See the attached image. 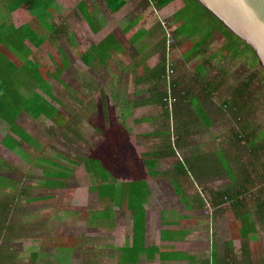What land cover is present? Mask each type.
Instances as JSON below:
<instances>
[{
	"label": "rangeland",
	"instance_id": "obj_1",
	"mask_svg": "<svg viewBox=\"0 0 264 264\" xmlns=\"http://www.w3.org/2000/svg\"><path fill=\"white\" fill-rule=\"evenodd\" d=\"M188 1L192 7L185 16L193 15L194 23L191 26H197L196 31H201L200 38L193 43H196V46H204L205 41L209 39L205 27L209 31L212 30L211 33L218 30L222 36L217 34L216 44L199 58L201 64L209 62L205 69L177 67L174 54L171 56L176 66L173 78L179 86L176 88V94L187 92V95L181 94L183 99L178 96L176 102L175 88L169 91L165 85L164 91L166 94L171 93L172 101L168 127L166 123L156 121L146 129L136 130L137 133H151L170 129L173 131L171 142L176 147L179 141L177 135L184 136L185 127L191 132L183 140L188 146L184 151H180L176 157L161 160L158 164L159 171H163L165 176L155 177L150 182V218L158 225L160 212L166 211L162 217L180 221L187 230L194 229L197 224L204 225L203 227H208L204 229L209 230L213 225L215 231L217 230L216 234H221L219 238L224 244L233 238V232L229 233L228 228L240 222L237 208L233 204L236 201L234 197L240 196L243 201V207H239L240 211L243 209L252 213L255 222L260 225L262 236V244L249 247V250L252 258L262 260L264 264V215L263 219H259L256 207V197L261 191L262 203L264 202V68L248 45L195 0ZM73 7L71 4L68 8L59 4L54 12V20L52 16L49 18V22L53 23L59 32L55 37L49 36L43 47L31 46L34 52L31 59L48 65L52 72H56L58 67L66 66L70 43L68 34L65 33L67 27L70 28L68 17L72 16L71 11L75 9ZM8 19L15 27H21L31 21L32 17L24 10L11 15L5 0H0V23ZM164 23L166 22L162 25ZM189 26L187 31H190ZM194 51L193 48L189 53ZM226 52L230 53V56L224 59L222 56ZM66 68L59 79L51 77L48 83L56 99L63 103V106H59L49 99L68 117L70 126L67 131L47 118L35 121L22 113L16 124L29 134L32 140L26 141L14 136L19 141L10 148L5 143L9 138L10 125L0 118V176L9 179L13 185L18 184L14 190L8 186H0V220L3 222L0 221V229L7 233L6 227H15L13 234L7 236L10 240L6 236L0 238V249L16 255L17 264H118L117 246L125 241V235L130 232L131 214L112 206L108 216H99L98 223L115 227V232L96 229V222H85L92 217L91 211L98 213L101 212L99 210H104L92 190L97 181L84 163L105 141L95 125L103 126L107 131L123 127L126 132V147L141 158L153 150H165L167 146L164 143L168 137L163 139L136 136L137 133L133 129L135 124L121 120L120 110L108 105L106 109L103 102L91 105L90 109L95 108L93 110H84L70 90L76 89L82 99L87 98H83L85 95L81 93V84L74 81L82 68L71 67L70 71ZM198 73L205 74V80L214 85L211 90L216 91L214 102L209 97L200 99V104L195 99H188L190 96L201 98L205 93L198 86ZM106 90L108 92L109 87H106ZM92 98L91 95L86 100ZM232 105L239 110L230 113L228 107ZM155 110L158 112L160 109L156 107L150 113H157ZM88 113L91 118L86 116ZM203 113L208 116L211 124L204 122L201 117ZM240 132L244 137L242 142L237 138V133ZM213 146L222 149L219 153L216 152L222 161L224 159L221 153L228 156L227 171L221 170V175L217 178H211L208 174L202 180L192 175L173 177L178 173L176 168L189 157L194 161L199 158L205 171L219 167L217 160V163L214 159L205 160L207 156H211L210 149ZM124 161L127 167L128 159L125 157ZM51 162L73 172V178L67 182V188H55L46 184L42 166L47 167ZM127 169L129 170V167ZM124 171L123 176H119L120 180L131 179L127 170ZM243 185L247 186L245 190L241 189ZM227 188H230L231 200H216L210 195V190ZM24 190L27 194L22 193ZM218 201L219 203H216ZM5 205H12V211L6 210L8 220L4 224L2 215L6 209ZM83 212H87L86 217ZM246 226L252 227L249 223ZM188 235L190 242L185 248L196 250L209 244L206 233L196 235L194 232ZM197 236L199 238H196ZM221 251L224 250L221 248ZM241 251L242 248L238 249V253Z\"/></svg>",
	"mask_w": 264,
	"mask_h": 264
},
{
	"label": "crops",
	"instance_id": "obj_2",
	"mask_svg": "<svg viewBox=\"0 0 264 264\" xmlns=\"http://www.w3.org/2000/svg\"><path fill=\"white\" fill-rule=\"evenodd\" d=\"M59 4L67 8L71 4L75 8L71 11L72 16L68 17L70 28L67 27L65 33L66 35L68 34L67 39L70 43L65 67H67V71H70L72 69L71 67L82 68L80 73L76 75L77 79H74V81L81 84V93L85 95L83 98H88L91 95L93 98L90 100H86L87 98L82 99L76 89L72 90L70 88V90L76 96L79 103L83 104L81 105L86 111L90 109L91 105H95L97 102H103L106 109L109 106L120 110L122 114L120 119L127 120L128 122L132 121L135 124L133 128L135 132L137 129L143 130L152 126V123L156 121L158 123L164 122L168 127L169 115L165 107L161 104V97L164 95V90L166 89V81L163 78L164 67H167V62L171 56L174 54L177 67H200L198 70L205 69L208 67L209 62L201 64L199 63V58L209 51L210 47L216 44L218 40H215L218 37L217 34L222 36L218 30H214L211 33L212 30L209 31L205 27L209 39L205 41L204 46H196V43H193V41L200 38L201 31H196L197 26H191L194 23L193 15L188 14V16H185L187 11L192 7V4L188 0H175L165 7L158 5L156 0H126V4L117 12H112L107 0H53L51 14L53 20L54 12L57 11ZM163 22H166L169 30L173 32L174 44L169 56L167 54L168 35L162 25ZM51 24L54 25L53 23ZM188 26L190 31L186 29ZM193 48L195 51L190 54L189 50H193ZM229 56L230 53L226 52L222 57L225 59ZM73 73H75V70H73ZM204 75L201 73L196 75L198 86L205 92L204 95H201V98L196 96H190L188 98L190 100L195 99L198 104L202 100H205L206 97H209L214 102L216 91H211L214 85L208 83L205 77H203ZM106 87H109L108 92ZM156 107L161 112L160 110L158 112L155 110L157 113L151 114L150 112ZM93 109L95 108H91L90 110ZM86 116L91 118L89 113ZM201 117L204 122L211 124L206 114L203 113ZM101 127L103 128V126ZM186 128H184L183 132L184 139L191 134ZM109 132H112V130ZM170 133V129H167L151 133H144L142 131V133L135 135L163 137L164 139ZM187 147V143L182 142L177 148V154L180 151H184ZM127 150L132 153L131 149L127 148ZM155 151L157 150L145 153L143 157L146 158L147 155ZM210 151L212 154L209 158L218 160L219 157L216 152L219 153L222 149H219L218 146H213ZM134 156L137 160L143 159L140 156ZM165 159L167 158L162 159V161ZM150 160L156 162V168L153 170L154 173L152 172L153 176H148L146 180L148 187H150V182L155 177L165 176L163 175V171H159L158 169V164L161 160L157 161L156 158L152 157ZM188 160H190V157ZM199 166V168L197 167L198 172L196 177L201 178V180L208 174L211 175V178L213 176L217 178L221 175L218 169L212 168V171H205L206 169H203L204 165ZM127 167H129V170ZM127 167L125 165L123 170H118L115 174L117 176L115 180L117 187L135 181L130 162L127 164ZM124 170H127V173L131 175V179L126 181L120 180L119 176H123L122 173L125 172ZM206 172L208 173L206 174ZM177 174L173 177H176ZM72 178L73 176L69 179ZM69 179L62 181L64 186H60V188H67ZM92 190L96 193L99 204L104 206V210H99L101 212L98 213L91 211V215L93 214L92 216L95 218L90 217L85 221L86 223L96 222L95 224H98L95 227L96 229L115 232V227L102 223L99 224V216H108L112 206L118 208L120 211L122 210L131 214L130 232L125 235V241L117 246V251L119 252L117 258L118 264H228L225 261H229L231 264H250L249 259H244L243 250L241 253H238V249L240 250L243 244L246 243L248 251L251 252L249 247L252 248L257 244H262L260 225L255 223L252 227L249 226V230L255 229L256 232L250 233L248 237L242 236L240 230L243 231L247 226H243L240 219L239 224L228 228L229 233L233 232V238L228 239L224 244L219 238L221 234H216L217 230L215 231L213 225L209 230H205L204 228L208 229V227H203L204 225L199 224L194 229L187 230L185 226L180 224V221H171L167 217H162L166 211L160 212L161 217L159 218L158 225H155L154 220L150 218L149 207L151 200L149 198L145 206L146 230L142 243L143 252L135 260L133 256L127 257L129 255H126L124 251L125 248L133 247V212L128 210L126 203L121 204L120 202V204H113L108 201L101 202L99 200L97 185L92 186ZM222 190H210V195L214 199V196L216 197L220 192L224 191ZM259 200H262V191L256 197V201ZM86 213L83 212V215L85 216ZM241 213H248V215L252 216V213L246 210H243ZM238 215H240L239 212ZM154 229L156 232H154ZM178 232H182V234H178ZM194 232L196 235L208 234L207 241L209 244L205 248L200 247L196 250L185 248L188 242H190L188 240L190 235L188 234ZM118 234L119 231L116 232V235ZM196 238L199 237L197 236ZM221 248L224 250L223 252ZM226 253L229 255L227 258H225Z\"/></svg>",
	"mask_w": 264,
	"mask_h": 264
},
{
	"label": "trees",
	"instance_id": "obj_3",
	"mask_svg": "<svg viewBox=\"0 0 264 264\" xmlns=\"http://www.w3.org/2000/svg\"><path fill=\"white\" fill-rule=\"evenodd\" d=\"M156 1L158 5L165 7L175 0ZM107 2L112 12H117L126 4V0H107ZM6 6L10 14L24 10L30 13L32 17L31 21L25 23L21 27H15L10 19L0 23V118L10 125L9 138L5 143L10 148H13V144L19 141V139L15 138L16 136L22 140H32L30 135L16 124L18 117L22 113L35 121L47 118L64 131L68 130L70 121L57 106H63V103L56 99L48 83V79L51 77L59 79L65 67H58L56 72H52L53 70L48 65H42L38 61L31 59L34 55L32 47H43L49 36L54 35L55 37L59 32V29L48 21L52 16L53 0H6ZM165 68L166 67H164V74ZM178 87L177 82H175L176 102L178 99L177 97L179 96L180 98L181 94L183 95L184 93L177 95L176 88ZM185 95H187V92L184 93V96ZM165 97L166 93L164 92V95L161 97V104L165 107L169 115L170 111L164 101ZM181 98L183 99V97ZM49 99L54 101L57 105L52 103ZM228 108L230 113L239 110V108L233 105ZM95 128L105 138V141L103 145L94 150L84 163L89 173H92L97 181L96 185L99 192V200L101 202L108 201L113 204H120V202L121 204L126 203L128 210L133 212V247L125 248L124 251L126 255H129L127 257L133 256L136 260L143 252L142 243L145 238L146 230L145 206L151 195L146 180L148 176H153V170L156 168V162L151 161L150 158H156L158 161L164 158L176 157L177 148L183 142L184 136L177 135L179 141L176 147L171 142L172 131L169 135L165 136L168 137L164 143V145L167 146L165 150H157L147 155L146 158L143 157L142 160H137L135 156L127 150L125 145L126 132L123 127H117L112 132L107 131L106 128H102L99 125H95ZM237 134L239 142L244 141L241 132ZM221 154L224 160L222 161L221 158H219L217 160L219 167H214V169L218 168L220 171H223V169L227 171L229 168L227 156H225L224 153ZM126 156L132 167L135 181L117 187L115 182L117 176L115 174L118 170L124 169V158ZM208 159H210L209 156L205 158L206 161H208ZM199 165V158L196 161L193 159L191 160V158L190 160H184L182 164L179 165V168H176V170H178L177 177H182L184 175L196 176L198 172L197 167ZM42 168L46 177V184L50 187H63L64 184L62 181L73 176L71 170L68 171L65 167L56 163L51 162L50 165L48 164L47 167L42 166ZM0 186H8V188L11 187V189L14 190L15 186L18 187V184L13 185L9 179L0 176ZM246 188V185L241 186V189L245 190ZM22 193L27 194V191L24 190ZM223 198L232 199L230 188L220 192L216 197L214 196L216 200H223ZM234 199L236 201L233 202V204L240 213L238 216H240L241 224L245 227L247 223L255 225L256 222L253 215L241 213L243 209L240 211L241 208L239 207H243V201L240 199V196H236ZM216 203H219V201ZM258 203L259 204L256 206L258 209L257 213L259 219H263L264 202L262 203V200H259ZM5 208L2 215L3 221L5 220L4 224L8 220V216L5 215L7 214L6 210L12 211V205H5ZM244 216L246 217L244 218ZM1 223L3 222L1 221ZM12 224L15 225V223ZM14 228L15 227H6L8 230L7 233L4 232V229H0V238L6 236L8 239L7 236L13 234ZM240 232L242 236L248 237L250 233L252 234L256 231L255 229L249 230L245 228L243 231L240 230ZM178 234H182V232H178ZM247 247L246 243L243 244L242 250L244 259H249L250 264H262L260 260L252 258L253 255L248 251ZM228 256V253H226L225 258ZM16 260V255L9 253L7 250L0 249V264H17ZM225 262L228 264L230 263L229 261Z\"/></svg>",
	"mask_w": 264,
	"mask_h": 264
},
{
	"label": "water",
	"instance_id": "obj_4",
	"mask_svg": "<svg viewBox=\"0 0 264 264\" xmlns=\"http://www.w3.org/2000/svg\"><path fill=\"white\" fill-rule=\"evenodd\" d=\"M255 53L264 68V0H195Z\"/></svg>",
	"mask_w": 264,
	"mask_h": 264
},
{
	"label": "built area",
	"instance_id": "obj_5",
	"mask_svg": "<svg viewBox=\"0 0 264 264\" xmlns=\"http://www.w3.org/2000/svg\"><path fill=\"white\" fill-rule=\"evenodd\" d=\"M163 27L166 29L167 35H168L167 54L169 56V54L171 53V51L173 49V44H174L173 32L171 30H169L167 23H164ZM175 74H176L175 65L173 64V61L170 58V60H168V62H167L166 72H165L164 77H163L164 80L166 81V85H167V88L169 91H171L172 89L174 90V88H175V80L173 78ZM170 98H171V93L166 94V97L164 99L168 108H170V105L172 102ZM171 108H172V106H171Z\"/></svg>",
	"mask_w": 264,
	"mask_h": 264
}]
</instances>
